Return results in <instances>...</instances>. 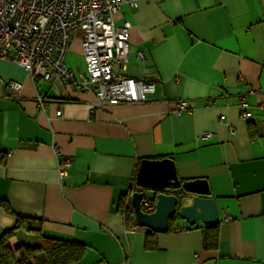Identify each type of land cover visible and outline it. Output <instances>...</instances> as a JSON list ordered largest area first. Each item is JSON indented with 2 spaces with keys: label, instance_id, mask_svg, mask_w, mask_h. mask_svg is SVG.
<instances>
[{
  "label": "crops",
  "instance_id": "0c3cea01",
  "mask_svg": "<svg viewBox=\"0 0 264 264\" xmlns=\"http://www.w3.org/2000/svg\"><path fill=\"white\" fill-rule=\"evenodd\" d=\"M124 22V75L155 85L145 103L97 109L91 88L35 82L0 61V238L30 219L45 237L84 245L73 264H264V0H122L114 24ZM76 36L65 63L79 82ZM179 103L187 108L176 114ZM54 146L71 162L63 179ZM145 159H171L181 182H207L215 249L204 248V225L178 217L152 249L147 229H126L117 204ZM21 236L35 238L17 231L9 243Z\"/></svg>",
  "mask_w": 264,
  "mask_h": 264
},
{
  "label": "built area",
  "instance_id": "2783aa9c",
  "mask_svg": "<svg viewBox=\"0 0 264 264\" xmlns=\"http://www.w3.org/2000/svg\"><path fill=\"white\" fill-rule=\"evenodd\" d=\"M122 0H0V61H9L22 68L34 81L49 84L63 82L94 95L93 107L120 104H141L155 92L151 82L125 76L129 55L131 25L114 24ZM81 36L86 73L81 81L65 63L74 35ZM143 59L141 53L137 54ZM115 65L119 72L115 71ZM10 90L20 92L22 85L12 82ZM187 108L179 103L176 114ZM240 118L250 122L252 116L242 111ZM233 134V131H230ZM210 134H204L208 139ZM60 179L71 169L69 159L53 147ZM130 206V205H129ZM141 209L153 212L150 200L143 198ZM116 264H128L123 260Z\"/></svg>",
  "mask_w": 264,
  "mask_h": 264
},
{
  "label": "water",
  "instance_id": "95a60500",
  "mask_svg": "<svg viewBox=\"0 0 264 264\" xmlns=\"http://www.w3.org/2000/svg\"><path fill=\"white\" fill-rule=\"evenodd\" d=\"M135 186L138 191L131 194L130 207L137 227L155 234H164L169 229L170 220L178 217L189 227L201 223L204 226L218 224L217 203L211 197L208 184L204 180L181 182L171 159L142 160L136 174ZM182 191V198L166 195L169 188ZM146 193H151L154 201L153 212L145 213L141 201Z\"/></svg>",
  "mask_w": 264,
  "mask_h": 264
},
{
  "label": "trees",
  "instance_id": "16d2710c",
  "mask_svg": "<svg viewBox=\"0 0 264 264\" xmlns=\"http://www.w3.org/2000/svg\"><path fill=\"white\" fill-rule=\"evenodd\" d=\"M37 80L39 79H35L34 81L36 82ZM135 191H138V188L133 184L130 195H127L128 197L123 195L117 204V211L123 215L125 227L128 230L137 227L134 222L132 209L129 206L130 196ZM163 193L175 195L179 199L183 196L181 190L172 187ZM1 205L8 211V207L4 203H1ZM192 228L194 226L188 229ZM17 231L33 235L39 241L38 247H29L24 244L11 246L9 240L15 236ZM170 231L169 224V229L166 233ZM157 235L160 234H155L148 230L145 240L147 249L153 248L154 237ZM203 244L204 248L212 250L218 246V224L203 227ZM84 250V245L80 243L43 236L40 224L37 221L18 219L14 229L8 231L0 238V264H73L82 258Z\"/></svg>",
  "mask_w": 264,
  "mask_h": 264
},
{
  "label": "rangeland",
  "instance_id": "374dc122",
  "mask_svg": "<svg viewBox=\"0 0 264 264\" xmlns=\"http://www.w3.org/2000/svg\"><path fill=\"white\" fill-rule=\"evenodd\" d=\"M76 35H74V36H76ZM146 196L148 198H150L151 197V193H146ZM21 241H22V244H24L26 246H29V247H38V245H39V241H37L35 238H32L31 236L29 238H26L25 236H21ZM9 244L11 246H15V245H18L19 243L12 242V243H9Z\"/></svg>",
  "mask_w": 264,
  "mask_h": 264
}]
</instances>
